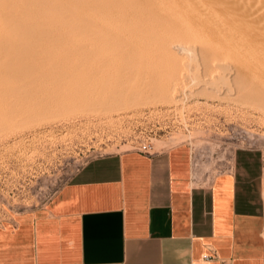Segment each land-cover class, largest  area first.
Masks as SVG:
<instances>
[{
	"label": "rangeland",
	"instance_id": "rangeland-1",
	"mask_svg": "<svg viewBox=\"0 0 264 264\" xmlns=\"http://www.w3.org/2000/svg\"><path fill=\"white\" fill-rule=\"evenodd\" d=\"M91 1L0 0V11L1 8L3 9L0 12V32L3 33L0 34V38L2 36L0 44L4 46L0 45V47L5 49L4 51L0 49V56L3 54L5 57L1 59L7 62V66L3 64L4 60H1L3 65L0 64V223L13 221L21 212L45 204L85 162L98 156L126 150H144L153 153L173 146H184L189 150L191 180L195 184H208L214 175L227 169L231 155L236 149L254 148L262 153L264 176V38H258L252 33L243 34L241 32L228 36L219 34L221 38L217 36V39L216 35L207 34L211 32L212 27L204 25H207V22L205 23L202 19L203 16L198 15L199 8L196 6H190V8L186 3L187 0L179 2L178 0H170L171 2L168 0H142V2L134 0L136 2L134 4L130 3L132 0H121V2L120 0H97L96 2L94 0L96 6ZM98 1L114 2L122 10L124 8L130 10L132 7L140 10L147 7L145 13L152 18L150 20H155V22L148 20L150 23H142L144 27L148 24L145 28L149 30H145L148 34L141 39V35L145 32L141 34L142 32L138 30L142 27L137 23L130 24V21L137 20L144 12H142L143 9L140 12L137 11L138 18H136L137 14L128 16L127 19L124 18L125 23L127 22L125 25L124 19L122 20L119 14L121 9L113 3L114 9L119 8L117 19L121 20L111 19L113 23L107 20L108 23L104 22L103 26L108 28L106 32L109 35L110 29L111 34L120 35L117 36L121 37L119 42H117V37V39L115 36L112 38V35L110 37L106 32L104 33L106 35L100 39H91L85 31V18H89L88 10L91 7L106 3L101 4ZM201 2L208 4L210 0H201ZM165 3H167L166 6H164ZM55 5L58 9H54ZM177 5L182 6L185 14L181 8L178 9ZM4 7L9 8L7 10L13 8L14 12H11L12 10L11 13L9 12L10 15L13 13V19L7 18L10 15H6V18L2 15L6 11ZM65 7L72 9L69 11ZM14 8L18 12L21 8L23 15H18L20 13H17ZM149 8H151L150 11ZM75 9L76 11H73ZM192 9H194L193 12ZM25 10H28L30 14H27L28 11L23 12ZM32 10H38L42 17L44 14L42 12L48 16L44 14L42 19L38 11L37 13ZM55 10L58 11L55 12ZM47 11L48 13L53 11L52 14H54H48ZM168 11L173 12L167 13ZM162 12L161 15L167 21L159 15ZM186 12L191 16H187ZM24 14L27 15L23 17ZM63 15L65 16L62 17ZM14 17L17 18L16 22ZM83 17H85L84 23ZM170 17L172 20L169 19ZM174 17L176 22L182 18V23L181 21L175 23ZM24 19L28 21L25 22ZM190 19H193V22ZM20 20L27 25L25 26ZM134 24L138 26L133 28ZM151 24L153 26L159 24L160 27L158 25V27H151ZM177 24L180 26L178 27ZM182 24L184 27L181 26ZM255 24L256 21L254 24L249 22L247 26L254 29ZM149 25L155 32L154 34L152 31L149 32ZM162 25L164 27L167 25V29L161 28ZM193 25L197 28H193ZM34 28H40L41 33ZM125 28L129 31L123 30ZM120 29L125 33H122ZM134 30L136 34L141 35L134 34ZM31 31L36 32L35 35ZM129 32H133L134 35L130 33L132 36L128 37ZM124 34H127L129 43ZM17 36L18 38H14ZM13 38L20 40L19 45L22 43L24 47L19 46L17 41L16 44ZM23 38L27 39L28 47L32 43L31 48L34 50L28 49ZM124 38L125 42H123ZM147 40H150L151 44ZM120 42H122V47L119 46ZM125 43L129 45L126 46ZM145 43L147 47H144ZM7 45L11 49L18 48V52L16 49L14 55L10 53L11 56H8L6 49L9 47ZM197 46L204 48L202 50ZM19 47L25 51L20 48L23 52L19 53ZM92 48L95 53L92 52ZM220 49H222L221 52H219ZM216 50H218L217 54L214 52ZM237 50L240 51L241 57ZM210 52L218 57L215 54L212 56ZM15 54L19 55V59L23 61L16 60ZM11 58L15 59L9 62ZM215 58L221 60L220 62L224 65L223 69L216 68L214 65L212 68L209 64V61ZM15 61L17 62L13 65L9 64ZM96 69H100V74L96 71L94 74V76L99 74L95 80L101 76L99 85L94 88L89 87L88 75L91 77V73H95L93 70ZM178 70L185 72L182 71L184 75L181 76V81L180 79L177 80L178 82L174 81L176 85L172 94L170 93L171 96L169 95L171 100L167 97L164 98L168 99L167 102L162 101L163 96L160 97V91L161 87L171 78L168 79V73L172 72V77H175ZM235 78L239 82L236 80L235 83L233 81ZM158 91L160 92L159 97H157Z\"/></svg>",
	"mask_w": 264,
	"mask_h": 264
},
{
	"label": "crops",
	"instance_id": "crops-1",
	"mask_svg": "<svg viewBox=\"0 0 264 264\" xmlns=\"http://www.w3.org/2000/svg\"><path fill=\"white\" fill-rule=\"evenodd\" d=\"M262 160L238 148L195 184L184 146L95 157L0 223V264H264Z\"/></svg>",
	"mask_w": 264,
	"mask_h": 264
},
{
	"label": "bare ground",
	"instance_id": "bare-ground-1",
	"mask_svg": "<svg viewBox=\"0 0 264 264\" xmlns=\"http://www.w3.org/2000/svg\"><path fill=\"white\" fill-rule=\"evenodd\" d=\"M40 1V0H39ZM79 1H83V0H79ZM94 0H92L91 1V3L92 4H94V2H93ZM97 0H95V2H96ZM124 1V0H123ZM131 1V0H130ZM165 1H167V0H165ZM169 2H171L170 0H168ZM177 1V0H176ZM176 1H174V3L176 2ZM179 1H181V0H178V2ZM204 1V0H203ZM206 1V0H205ZM37 2H38V0H37ZM99 2V1H98ZM101 2V4H103L104 2H106V1H104L103 3H102V1H100ZM99 2V3H100ZM120 2H121V0H120ZM134 0H132V2H130V3H133L134 4ZM140 2V1H139ZM141 2H142V0H141ZM168 2V3H169ZM182 2H184V1H182ZM112 3V5H109V4H111ZM106 2V3H104L103 5H100V6H97V7H91V9L90 10H88V9H86V10H88L89 11V18L87 19V18H85V17H83V23H84V21H85V19H86V23H85V25H84V27H85V31L87 32V34H88V37L90 38L91 37V39L93 38H96V39H100V38H102V36L104 35V33L107 31V29L103 26V24H104V22H106L107 20L109 21L110 20V22L113 20V19H117L118 18V15L120 14L121 15V17H122V20L124 19V18H126V17H128V16H131V15H136L137 14V11L139 10V8L136 10V9H134V7H132L130 10H128L127 8H124V10H122V8H120L118 5H116V3H114V2ZM113 3H114V5H116L117 7H119L121 10H119V8H116V9H114V6H113ZM136 3V2H135ZM156 2H154V4H155ZM158 3V2H157ZM181 3V2H180ZM187 5L190 7V6H196V7H198L199 8V10H198V15L201 17V16H203V18L202 19H204L205 20V23L207 22V25L206 24H204L205 26H207L208 27V25H209V27H212V30H211V32H207V34H209V33H212L214 36L216 35V37L217 36H219V34H223V35H234V34H237V33H241V32H243V34L244 33H247V34H249V33H252V35H254V36H256V37H258V38H264V0H210V3H208V4H203L202 2H201V0H187ZM81 4V3H80ZM105 4H107V5H105ZM118 4V3H117ZM129 4V3H128ZM160 4H161V1H160ZM166 4L167 3H165V5L164 6H166ZM177 4V3H176ZM175 4V5H176ZM179 4V3H178ZM183 4V3H182ZM182 4H180V5H182ZM95 5V4H94ZM93 5V6H94ZM121 5V4H120ZM129 5H132V4H129ZM156 5V4H155ZM162 5V4H161ZM184 5V4H183ZM186 5V4H185ZM56 6V5H55ZM59 6V5H58ZM96 6V5H95ZM122 6V5H121ZM126 6V5H125ZM136 6V5H135ZM139 6V5H138ZM143 6V5H142ZM147 6V5H146ZM158 6V5H157ZM169 7H170V5H168ZM59 7H61V6H59ZM87 7H90V6H88L87 5ZM123 7H124V5H123ZM137 7V6H136ZM149 7V6H148ZM162 7V6H161ZM172 7V6H171ZM177 7H179V5H177ZM182 6H180L178 9H180ZM192 7V8H193ZM5 8V7H4ZM34 8V7H33ZM33 8H31V9H33ZM36 8V7H35ZM34 8V9H35ZM50 8V7H49ZM52 8H54V6H52ZM63 8V7H62ZM62 8H60V9H62ZM67 10H69V8L70 7H65ZM145 8H147V7H145ZM143 9V8H141V9H143L142 10V14L140 15V17H139V15L137 14L136 16V18H138L137 20H132V21H130V24L131 23H137V24H139L142 28L144 27V26H142V23H147L148 22V20H150V19H152V18H150L149 17V15H147L145 12V10L146 9ZM165 8V7H164ZM191 8V7H190ZM6 9V11H4L5 12V14L3 13L2 15H4L5 16V18H6V15H10V13L11 12H14L13 11V8L11 9V10H7V9H9V8H5ZM4 9V10H5ZM23 9V8H22ZM24 9H26V8H24ZM23 9V10H24ZM30 8H28V10H29ZM38 9H40V8H38ZM54 9H58L57 8V6L54 8ZM72 9V8H71ZM70 9V10H71ZM117 9L119 10V14H118V12H117ZM127 9V10H126ZM140 9V10H141ZM150 9L151 8H149V11H150ZM182 9V8H181ZM189 9V8H188ZM14 10L17 12V13H20V14H18V15H23L22 14V10H21V8H20V10H19V8H18V10H19V12L16 10V8H14ZM28 10H25V11H23V12H26V11H28ZM41 10V9H40ZM42 10H43V8H42ZM69 10V11H70ZM126 10V11H125ZM140 10H139V12H140ZM148 10V9H147ZM176 10V9H175ZM193 10L194 9H192V12H193ZM3 11V9L1 8V11L0 12H2ZM8 11V12H7ZM11 11V12H10ZM30 11V10H29ZM29 11H28V13L27 14H30L29 13ZM33 12H37L38 10H32ZM32 11H31V13H32ZM58 11V10H57ZM56 10H55V12H57ZM63 11H65V9L63 8ZM73 11H76V9L75 10H73ZM72 11V12H73ZM149 11H147V12H149ZM153 11V10H152ZM176 11H178V10H176ZM180 11V10H179ZM181 11H183V13L185 12L183 9L181 10ZM9 13V14H7V13ZM15 12V14H17ZM39 12V11H38ZM37 12V13H38ZM49 11H47V13H48ZM53 12V11H52ZM52 12L50 11V13L52 14ZM60 12H62V10L60 11ZM155 12V11H154ZM164 12V11H163ZM163 12L162 13H160L159 15H161V14H163ZM171 12H173V11H168L167 13H171ZM195 12V11H194ZM36 13V14H37ZM42 13H44L45 14V12H42ZM50 13H48V14H50ZM59 13V12H58ZM63 13H65V12H63ZM69 13V12H68ZM71 13V12H70ZM69 13V14H70ZM150 13V12H149ZM153 13V12H152ZM157 13H159V12H157ZM164 13H166V12H164ZM175 13V12H174ZM178 13H181V12H178ZM188 15L187 16H191L190 15V13H191V10H190V13H188V12H186ZM13 14V13H12ZM12 14L10 15V16H7V18L8 17H11L12 18ZM26 14V15H27ZM36 14H34V16L36 15ZM39 14H40V12H39ZM44 14H43V17H44ZM54 14V13H53ZM52 14V15H53ZM73 14H74V12H73ZM154 14V13H153ZM185 14V13H184ZM192 14V13H191ZM18 15H13V16H18ZM25 14H24V16L23 17H25L26 16ZM33 15V14H32ZM31 15V16H32ZM38 15V14H37ZM60 15H61V13H60ZM88 15V14H87ZM86 15V16H87ZM157 14H155V16H156ZM166 16L168 15V14H165ZM172 15V14H171ZM194 15H196V14H194ZM197 15V16H198ZM0 16H1V14H0ZM30 16V15H29ZM42 17V15L40 14L39 15V17ZM45 16H48V15H46L45 14ZM59 16V15H58ZM65 15H63L62 17H64ZM67 16V15H66ZM72 16V15H71ZM94 16V17H93ZM162 17H163V15H161ZM180 16H183L182 14H180ZM186 16V15H185ZM19 17V16H18ZM28 17V16H27ZM33 17V16H32ZM36 17V16H35ZM35 17H34V19H35ZM39 17H38V20H39ZM43 17H42V19H43ZM49 17H50V15H49ZM51 17H53V16H51ZM55 17H57L56 15H55ZM54 17V18H55ZM158 17H160V16H158ZM172 17V16H171ZM171 17L169 18V19H171ZM176 17V16H175ZM175 17H174V22L175 23H179L180 21V23H182V18L180 19V21L179 22H176L175 20ZM194 17V16H193ZM192 17V18H193ZM22 18V17H21ZM58 18V17H57ZM60 18H61V16H60ZM85 18V19H84ZM134 18V17H133ZM163 18H165V17H163ZM162 18V19H163ZM8 19H10V18H8ZM13 19V18H12ZM14 19H15V22H16V19L17 18H15L14 17ZM20 19V18H19ZM28 19V18H27ZM25 20V22L26 21H28V20ZM31 19V18H30ZM112 19V20H111ZM127 19V18H126ZM129 19V18H128ZM156 19H158V18H156ZM159 19H161V17L159 18ZM166 19V18H165ZM165 19H163L164 21H165ZM177 19H179L178 17H177ZM32 20V19H31ZM36 20H37V18H36ZM35 20V21H36ZM117 20H121V19H117ZM154 20V19H153ZM172 20V19H171ZM191 20V19H190ZM198 20V19H197ZM201 20V19H200ZM18 21V20H17ZM20 21H22V20H20ZM19 21V22H20ZM34 21V20H33ZM41 21V20H40ZM108 21H107V23H108ZM134 21H137V22H134ZM150 21H152V20H150ZM150 21L148 22V23H150ZM159 21V20H158ZM160 21H162V20H160ZM166 21H167V19H166ZM165 21V22H166ZM170 21V20H169ZM168 21V22H169ZM185 21H186V18H185ZM192 22H193V19L191 20ZM254 21H256V27L254 28V29H250L248 26H247V24H249V22H253V24H254ZM9 22V21H8ZM13 22H14V20H13ZM25 22L24 21H22V23L23 24H25ZM37 22V21H36ZM43 22V21H42ZM152 22H155V20L154 21H152ZM151 22V23H152ZM191 22V23H192ZM194 22H195V20H194ZM258 22V23H257ZM111 23H113V22H111ZM116 23V22H115ZM123 23H125V19H124V21H123ZM122 23V25H124ZM127 23V22H126ZM126 23H125V25H126ZM128 23H129V20H128ZM157 23H160V22H157ZM162 23V22H161ZM170 23V22H169ZM190 23V22H189ZM188 23V24H189ZM31 24V23H30ZM29 24V25H30ZM57 24V23H56ZM119 24V23H118ZM162 24H164V22L162 23ZM166 24V23H165ZM194 24V23H193ZM8 25V24H7ZM16 25H17V23H16ZM22 25V24H21ZM27 25V23L25 24V26ZM113 25H115V24H113ZM120 25V24H119ZM128 25V24H127ZM148 25V24H147ZM146 25V26H147ZM153 25H154V23H153ZM152 24H151V27L153 26ZM158 26H159V24H157ZM157 25H155V26H157ZM161 25V24H160ZM178 25V27L180 26L179 24H177ZM191 25V24H190ZM190 25H188V26H190ZM195 25H198L197 23H195ZM9 26H12V25H9ZM33 26V25H32ZM31 26V27H32ZM53 26V25H52ZM58 26V25H57ZM56 26V27H57ZM116 26V25H115ZM114 26V27H115ZM133 26V25H132ZM136 26H138V25H135L134 24V26H133V28H135ZM145 26V27H146ZM155 26H153V27H155ZM157 26V27H158ZM167 26V25H166ZM166 26L164 27L163 25L161 26V28L162 27H164L165 29H167L166 28ZM181 26H183L184 27V25L182 24ZM188 26H186V28L188 27ZM232 26H234V27H232ZM22 27H23V25H22ZM28 27H30V26H28ZM54 27H55V25H54ZM59 27V26H58ZM109 27V26H108ZM113 27V28H114ZM120 28H121V25L119 26ZM118 27V28H119ZM127 27V26H126ZM131 27V26H130ZM143 28L144 30H142V28H139V29H141V30H138V32L139 31H141L140 33L141 34H143L144 32H145V30L147 29V28ZM149 27H150V25H149ZM150 27V31L149 32H151L152 30V28ZM160 27V26H159ZM168 27H169V25H168ZM177 27V28H178ZM182 27V28H183ZM193 28H197V26H195L194 27V25L192 26ZM199 27V26H198ZM201 27V26H200ZM239 27V28H238ZM20 28V27H19ZM78 28V27H77ZM117 28V27H116ZM122 28H124V27H122ZM132 28V27H131ZM138 28V27H137ZM137 28L135 29V30H137ZM160 28V29H161ZM164 28L162 29V30H164ZM169 28H171V27H169ZM191 28V27H190ZM189 28V29H190ZM4 30H5V28H3ZM7 30L9 29V28H6ZM11 29V28H10ZM26 29V28H25ZM34 29H37V32H39V33H41V31H40V28H34ZM38 29H39V31H38ZM46 29H48V28H46ZM54 29V28H53ZM70 29V28H69ZM130 29V28H129ZM155 29V28H154ZM180 29H181V27H180ZM198 29H200V28H198ZM202 29H203V27H202ZM201 29V30H202ZM206 29V28H205ZM208 29V28H207ZM206 29V30H207ZM18 30V29H17ZM27 31H28V29H26ZM41 30H44V29H41ZM64 30H65V28H64ZM67 30V29H66ZM82 30H84V29H82ZM121 30V29H120ZM123 30H128V28H125V29H123ZM135 30H134V34H136L135 33ZM147 30H149V28L147 29ZM157 30V29H156ZM172 30V29H171ZM171 30L170 31H168V32H171ZM191 30V29H190ZM195 30H197V29H195ZM15 31V30H14ZM21 31H23V30H21ZM30 31V30H29ZM49 31V30H48ZM47 31V32H48ZM69 31V30H68ZM71 31V30H70ZM116 31H118V30H116ZM122 31V30H121ZM129 31V30H128ZM130 31H132V29H130ZM144 31V32H143ZM172 31H179V30H172ZM182 32H184L185 31V28H184V31L183 30H181ZM203 31V30H202ZM208 31H209V29H208ZM16 32H18V31H16ZM15 32V33H16ZM24 32H26V31H24ZM32 32V31H31ZM45 32V31H44ZM47 32H45V33H47ZM51 32V31H50ZM67 32V31H66ZM110 35H112V38L115 36V39H117V42H119L118 40L121 38H119V37H117V36H120V35H114V34H111V29H110ZM127 32V31H126ZM137 32V33H138ZM148 32V31H147ZM154 31H152V33H153ZM180 32V31H179ZM181 32V33H182ZM5 33V32H4ZM11 33H13V31L11 32ZM36 33V32H35ZM35 33L34 32H32V34L33 35H35ZM49 33V32H48ZM114 33V32H113ZM122 33H125V31H122ZM130 33L131 32H129V35H127V34H124V37L127 39V37H126V35L129 37V36H132V35H134L133 34V32L131 33L132 35H130ZM139 33V34H140ZM155 33V32H154ZM153 33V34H154ZM173 33V32H172ZM172 33H170V34H172ZM175 33V32H174ZM173 33V34H174ZM177 33V32H176ZM188 33V32H187ZM193 33H194V31H193ZM205 34H206V32H204ZM0 34L2 35L3 33H1L0 32ZM10 34V33H9ZM18 34V33H17ZM16 34V35H17ZM53 34V33H52ZM106 34H108L107 32H106ZM105 34V35H106ZM117 34H119V32L117 33ZM120 34H121V32H120ZM140 34V35H141ZM146 34H148V33H144L143 35H141L142 37H141V39L143 38V36H145ZM151 34V33H150ZM190 34V33H189ZM197 34V33H196ZM12 35V34H11ZM21 35V34H20ZM24 35V34H23ZM32 35V37H35V36H33ZM104 35V36H105ZM109 35V34H108ZM109 35V36H110ZM137 36H140V35H138V34H136ZM156 35V34H155ZM191 35V34H190ZM194 35V34H193ZM211 35V34H210ZM14 36V35H13ZM43 36H45V34H43ZM136 36V37H137ZM148 36V35H147ZM154 36V35H153ZM152 36V37H153ZM157 36V35H156ZM209 36V35H208ZM244 36V35H243ZM247 36V35H246ZM27 37V36H26ZM108 37V36H107ZM111 37V36H110ZM117 37V38H116ZM123 37V36H122ZM151 37V38H152ZM158 37V36H157ZM206 37V36H205ZM216 37H214V39L216 38ZM251 37V36H250ZM1 38H2V36H1ZM1 38H0V40H1ZM14 38H18V36L17 37H14ZM13 38V40H15L14 42L16 43V41L18 42V41H20V40H18V39H14ZM21 38V37H20ZM125 38H124V41L123 42H125ZM131 38V37H130ZM138 38V37H137ZM159 38V37H158ZM219 38H221L220 36H219ZM234 38V37H233ZM248 39H249V37H247ZM252 38V37H251ZM250 38V39H251ZM111 39V38H110ZM115 39H113V40H115ZM147 39V38H146ZM149 39H150V36H149ZM217 39H218V37H217ZM228 39V38H227ZM231 39V38H230ZM253 39H256V38H253ZM13 40L11 41V44L13 43ZM23 41L25 40V42L24 43H26V46H27V42H26V40L27 39H22ZM90 40V39H89ZM112 40V39H111ZM131 40H133V38H131ZM138 40V39H137ZM220 40H222V39H220ZM225 40V39H224ZM2 41V40H1ZM0 41V43H2ZM22 41V42H23ZM30 41V40H29ZM29 41H28V44H29ZM37 41V40H36ZM108 41H109V39H108ZM116 41V40H115ZM114 41V42H115ZM135 41V40H134ZM140 41V40H139ZM139 41H138V45H139ZM148 41V40H147ZM146 41V43H148V42H150V40L147 42ZM152 41H153V43H154V39L152 38ZM31 42V41H30ZM92 42V41H91ZM127 42H128V39H127ZM133 41H131V43H132ZM142 42H144V41H142ZM222 42H224V41H222ZM245 42V41H244ZM14 43V44H15ZM21 43V42H20ZM111 43V42H110ZM121 43L122 42H120L119 44V46H121ZM129 43V42H128ZM134 43V42H133ZM141 43V42H140ZM146 43H145V46L144 47H147L146 46ZM214 43V42H213ZM216 43V42H215ZM226 43V42H225ZM254 43V42H253ZM17 44V43H16ZM31 45H32V43H30ZM29 44V45H30ZM94 44V43H93ZM112 44V43H111ZM125 44H127V43H125ZM124 44V45H125ZM150 44H151V42H150ZM229 44V43H228ZM227 44V45H228ZM256 44V43H255ZM254 44V45H255ZM0 45H2L3 46V44H0ZM13 45V44H12ZM18 45H19V42H18ZM21 45H22V43H21ZM21 45H19V46H21ZM31 45H30V47H28V49H30L31 48ZM113 45V44H112ZM129 44H127L126 46H128ZM131 45V44H130ZM135 45V44H134ZM137 45V44H136ZM142 45V44H141ZM140 45V46H141ZM143 45H144V43H143ZM142 45V46H143ZM148 45V44H147ZM213 45V44H212ZM220 45H221V43H220ZM231 45V44H230ZM8 47H9V45H7ZM16 46V45H15ZM23 47H24V44L22 45ZM118 46V47H119ZM187 46H189L190 47V45H187ZM207 46H209L208 44H207ZM237 46V45H236ZM246 46V45H245ZM4 47V46H3ZM8 47H6V48H8ZM13 47V46H12ZM38 47V46H37ZM92 47H94L95 48V46H92ZM122 47V46H121ZM144 47H142V48H144ZM195 47V46H194ZM198 48H200L199 46H197ZM203 47V46H202ZM204 47H205V45H204ZM203 47V48H204ZM233 47V46H232ZM238 47V46H237ZM252 47V46H251ZM20 48L21 47H19V53H20ZM26 48V47H25ZM136 48V47H135ZM141 48V47H140ZM141 48V49H142ZM192 48V47H191ZM198 48H196V49H198ZM203 48H200V49H202L203 50ZM211 48L213 49V46H211ZM221 48V47H220ZM225 48V47H224ZM226 48H228L229 49V47L228 46H226ZM236 48V47H235ZM234 48V49H235ZM0 49H1V47H0ZM17 49V50H16ZM22 50H24L25 51V49H23V48H21ZM31 49H33V48H31ZM97 49V48H96ZM95 49V50H96ZM99 49V48H98ZM186 49V48H185ZM188 49H190V48H188ZM194 49V48H193ZM209 49H210V46H209ZM209 49H208V51H209ZM211 49V50H212ZM216 49V48H215ZM214 49V50H215ZM231 49V48H230ZM233 49V48H232ZM237 49V48H236ZM5 49H1V51H4ZM15 50H16V52H18V48H10L9 47V49H6V53H9V54H7L8 56L10 55L11 56V54L10 53H13V55H14V53H15ZM34 50V49H33ZM85 50V49H84ZM91 49H89V51H90ZM137 50H139V48H137ZM174 50V49H173ZM205 50H207L206 49V47H205ZM204 50V51H205ZM219 50V49H218ZM218 50H216V51H214V52H216V54H217V52H218ZM221 50L222 49H220V51L219 52H221ZM88 51V52H89ZM238 51V50H237ZM23 51H21V53H22ZM88 52H87V54H88ZM92 52H93V48H92ZM153 52V51H152ZM205 52H207V51H205ZM212 52H213V50H212ZM212 52H210L211 54H213L212 56H214V54L215 53H212ZM239 52V54H240V57H241V53H240V51H238ZM6 53H5V55H6ZM18 53V54H19ZM91 53V52H90ZM93 53H95V52H93ZM230 53V52H229ZM17 54V53H16ZM15 54V56H17L16 57V60L17 59H19V55H16ZM210 54V55H211ZM215 54V55H216ZM220 54V53H219ZM231 54V53H230ZM234 54V53H233ZM12 55V56H13ZM23 55V54H22ZM91 55V54H90ZM4 55L3 54H1V56H0V64H1V62L4 60V59H1V57L2 58H4L3 57ZM89 56V55H88ZM235 56H237V55H235ZM30 57V56H29ZM216 57H218V55H216ZM220 57V56H219ZM222 57V56H221ZM27 58H28V56H27ZM46 58V57H45ZM92 58V57H91ZM237 58V57H236ZM6 59V58H5ZM15 59V58H14ZM14 59H12L11 58V60H8L9 62L10 61H13ZM21 59V58H20ZM20 59H19V61H20ZM93 59V58H92ZM213 59H214V57H213ZM220 59V58H219ZM222 59V58H221ZM241 59V58H240ZM240 59H238V60H240ZM2 60V61H1ZM22 61H23V59H21ZM28 60H30V59H28ZM34 59H32V61H33ZM88 61H89V59H87ZM91 60V59H90ZM230 60H231V57H230ZM232 60H233V58H232ZM6 61H7V59H6ZM22 61H20V62H22ZM36 61V60H35ZM102 61V60H101ZM101 61H100V63H101ZM207 62L209 61L208 59L206 60ZM221 61V60H220ZM217 58H215V60H213V61H209V64L210 65H212V68H213V65H214V67H216V68H224V65L220 62ZM234 61H235V59H234ZM17 61H15V62H12V64L11 63H9L10 65H13V63H16ZM20 62H19V64H20ZM34 62V61H33ZM57 62V61H56ZM87 62V61H86ZM90 62V61H89ZM89 62H87V63H89ZM96 62V61H95ZM178 62V61H177ZM230 62V61H229ZM232 62V61H231ZM5 63V66H7L6 65V63L7 62H5V60L3 61V64ZM24 63V62H23ZM30 63V62H29ZM92 63V62H91ZM104 63V62H103ZM202 63H203V61H202ZM205 63V62H204ZM213 63V64H212ZM3 64H1V65H3ZM95 64V63H94ZM205 64H207V63H205ZM20 65H23V64H20ZM37 65V64H36ZM39 65V64H38ZM103 65V64H102ZM154 65V64H153ZM164 65V64H163ZM174 65H175V63H174ZM210 65H209V67H210ZM25 66V65H24ZM33 66H34V64H33ZM208 66V65H207ZM173 67V66H172ZM208 67V68H209ZM27 68V67H26ZM37 68V67H36ZM194 68V67H193ZM33 69V68H32ZM155 69V68H154ZM174 69L175 70H177V68L176 67H174ZM173 69V70H174ZM22 70V69H21ZM98 69H96V70H93L94 72L96 71L97 73L99 72V74H100V69L97 71ZM181 70V69H180ZM24 71V70H23ZM141 71V70H140ZM165 71V70H164ZM170 71H172V69H170ZM183 71V70H182ZM182 71H180V72H182ZM96 72L95 73H91L92 75H91V77H90V75H88L89 77H88V80H89V83H88V85H89V87H95V86H98L99 85V82H100V78H101V76H99L96 80H95V78L99 75V74H97L96 76H94V74H96ZM143 72V71H142ZM169 72V71H168ZM167 72V73H168ZM180 72H179V70L177 71V75L175 76V77H172V75H173V73L171 72H169L168 73V79H169V77H171L169 80H168V82H166L162 87H161V94H160V97H161V95L163 96V98L161 99L162 101L163 100H165L164 98H167L168 97V99H170L171 100V95H170V93L171 92H173V89H174V86L176 85L175 83H174V81H177V80H179L180 79V81H181V76L182 75H184V73L182 74H180ZM89 73V74H90ZM102 73V72H101ZM109 73V72H108ZM176 72L174 71V74H175ZM217 73V72H216ZM25 74V73H24ZM136 74V73H135ZM171 74V75H170ZM202 74V73H201ZM207 74V73H206ZM206 74H204L205 76V78L207 77L206 76ZM102 75V74H101ZM132 75V74H131ZM167 75V74H166ZM196 75V74H195ZM208 75V74H207ZM221 75V74H220ZM17 76V75H16ZM15 76V77H16ZM185 76H187V75H185ZM190 76V75H189ZM188 76V77H189ZM200 76V75H199ZM139 77V76H138ZM141 77V76H140ZM196 77H197V75H196ZM195 77V78H196ZM201 77H203V76H201ZM224 77V76H223ZM173 78V79H172ZM193 78V77H192ZM120 79V78H119ZM203 79V78H202ZM210 78H208V80H209ZM222 79H225V78H222ZM162 80V79H161ZM163 80H164V78H163ZM162 80V81H163ZM166 80H167V78H166ZM193 80V79H192ZM205 80H207V79H205ZM237 78H235L233 81L236 83L237 81ZM91 81V82H90ZM122 81V80H121ZM128 81V80H127ZM210 81V80H209ZM149 82V81H148ZM178 82V81H177ZM201 82V81H200ZM208 82V81H207ZM239 82V81H238ZM124 83V82H123ZM147 83V82H146ZM164 83V82H163ZM101 84V83H100ZM178 85H179V83H178ZM233 85V84H232ZM231 85V86H232ZM127 86V85H126ZM157 86V85H156ZM159 86V85H158ZM235 86V85H234ZM237 86V85H236ZM227 87V86H226ZM230 87V86H229ZM92 88V89H93ZM149 88V87H148ZM158 89H156V91H157ZM159 91L157 92V97H159L158 95V93H160ZM89 94H91V93H89ZM172 94V93H171ZM156 95V94H155ZM170 95V96H169ZM157 97H156V99H157ZM153 98V97H152ZM151 98V99H152ZM173 98V97H172ZM107 99V98H106ZM150 99V100H151ZM168 99L167 100H165L166 102L168 101ZM154 100H155V97H154ZM158 100L160 101V99L158 98ZM169 100V101H170ZM173 100V99H172ZM106 102H108V101H106ZM156 102V101H155ZM15 110V109H14ZM15 112V111H14ZM15 115V114H14ZM17 116V115H16Z\"/></svg>",
	"mask_w": 264,
	"mask_h": 264
},
{
	"label": "built area",
	"instance_id": "built-area-1",
	"mask_svg": "<svg viewBox=\"0 0 264 264\" xmlns=\"http://www.w3.org/2000/svg\"><path fill=\"white\" fill-rule=\"evenodd\" d=\"M139 151H141V152H143V153H147V154H152L151 152L144 151V150H139ZM213 256H215V254H204V255H203V257H204L205 259H209V258H211V257H213Z\"/></svg>",
	"mask_w": 264,
	"mask_h": 264
}]
</instances>
